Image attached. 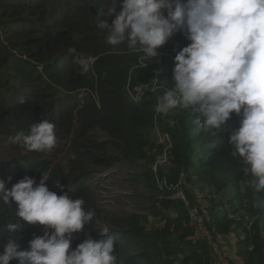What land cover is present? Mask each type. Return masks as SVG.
<instances>
[{
	"label": "trees",
	"instance_id": "16d2710c",
	"mask_svg": "<svg viewBox=\"0 0 264 264\" xmlns=\"http://www.w3.org/2000/svg\"><path fill=\"white\" fill-rule=\"evenodd\" d=\"M115 6L118 14L117 0H0V179L11 188L26 176L39 182L41 174H47L49 190L83 199L85 209L99 217L90 186L92 172L142 162V171L126 182L151 191L153 224L147 227V216L106 214L104 225L92 220L73 235L72 249L88 237L98 239L106 227L116 237L118 264H213L204 241L190 242L194 229L188 209L173 198L183 175V193L190 206L195 199L187 185L220 196L209 200L207 229L233 236L242 264H264V207H253L255 200H264V193L255 191L251 177L242 171L243 161L227 144L239 127V117L233 114L223 132L194 124L190 109L178 108L155 118L157 97L172 87L174 57L189 41L178 32L155 58H144L126 45L114 49L97 21L107 19L101 13ZM114 19L115 15L108 22ZM71 49L88 59L87 72L73 63ZM82 92L86 95L79 99ZM42 119L55 125L53 149L27 152L10 142V136L28 132ZM156 126L169 136L171 149L168 163H158L153 172L151 167L164 150L152 139ZM95 130L106 138H93ZM65 148L62 162L54 163ZM57 179L62 191L54 186ZM226 190L234 194L227 203ZM222 205L240 213L238 218L221 214ZM15 212L14 204L0 202V252L10 239L25 250L34 236L44 233V226L23 224L10 233L6 225L18 222Z\"/></svg>",
	"mask_w": 264,
	"mask_h": 264
},
{
	"label": "clouds",
	"instance_id": "9594fccd",
	"mask_svg": "<svg viewBox=\"0 0 264 264\" xmlns=\"http://www.w3.org/2000/svg\"><path fill=\"white\" fill-rule=\"evenodd\" d=\"M117 5L118 14L111 7L100 15L108 18L97 21L114 49L126 45L144 58H155L174 34L189 41L174 57L172 87L157 97L155 111L190 109L193 123L206 131L223 132L233 114L239 117L227 144L243 161L242 171L255 191L264 193V0H117ZM70 51L73 63L87 72L88 59ZM54 128L42 119L9 140L23 151H50L57 144ZM49 179L47 174L39 182L26 176L11 188L0 179V202L14 204L18 218L7 223V230L17 232L21 224L44 226L43 235L34 236L25 250L10 239L0 252V264H118L116 237L106 227L98 239L88 237L72 249L73 235L96 213L86 210L81 198L49 190ZM54 186L63 190L59 179ZM99 207L97 202L101 212ZM253 207H264V200H255Z\"/></svg>",
	"mask_w": 264,
	"mask_h": 264
},
{
	"label": "rangeland",
	"instance_id": "374dc122",
	"mask_svg": "<svg viewBox=\"0 0 264 264\" xmlns=\"http://www.w3.org/2000/svg\"><path fill=\"white\" fill-rule=\"evenodd\" d=\"M147 86L150 88L152 87V85H147ZM153 86H156V85L153 84ZM153 89L157 90V89H155V87H153ZM83 96H85V94L80 93L78 97L80 99ZM158 114H160V113H157V115ZM91 134H92L93 138H95V139L106 138L105 134H103L97 130L91 132ZM161 138L163 139V144L159 143V140ZM152 139L155 140L157 145H160V146L163 145V147L166 146L167 142L164 141L162 134H159V136H157V138L153 136ZM168 140H170L169 136H168ZM65 152H66V148L64 149L63 152H61L60 154L57 155L54 163L62 162V157L64 156ZM143 168H144V163L139 162V161H135V162H123V163L115 164L113 167H111L108 170L107 169L106 170L105 169L104 170L95 169V171L92 172V174L90 176V180H91L90 186H91L92 192L94 193V196L96 199V202H95L96 205L98 202L97 185L102 179L108 180L107 181L108 185L115 192V195L112 199V206H114V208L111 211H108L106 213L99 211L100 216L94 217L93 218L94 222H96L100 225H104L103 217L106 216V214L112 213V214H118V215L133 214V215H138V216H147V217H149V222L147 223V227H150L153 224V220L151 223V220H150L151 218L149 216V207H150L149 198L152 195L151 191L142 185H134L133 186V185H130L129 183L126 182L128 179H130V177H132V176L136 175L137 173H139L140 171H142ZM151 169H152V167H151ZM106 171H109L108 175H105ZM183 189H184L183 186L177 187L175 189L176 195L174 197H178V193H181ZM186 189L189 190L190 193H192V195H194V196H195V193H199L200 195L210 196L206 200V202L209 206V210H210L209 200L213 198V194H210V192H209L210 190L202 189L200 186L196 187L194 185H189L188 188L186 187ZM240 190H241V193H243V186H240ZM224 195L226 196L225 197V203H227V201L229 199H232L234 194L233 195L231 194V190L230 191L226 190L224 192ZM217 198H220V196H217ZM196 204H197V202H196ZM229 210H230V207H229ZM191 214L193 216H191ZM221 214H225V212H221ZM239 214L240 213H238V215ZM238 215H236V216H238ZM190 216H191V221L195 220L197 218V214L194 211H190ZM121 249H122V247H121ZM208 252L211 256H213V253H211L210 251H208ZM213 264H220V262L217 261L216 257H214V256H213Z\"/></svg>",
	"mask_w": 264,
	"mask_h": 264
},
{
	"label": "built area",
	"instance_id": "2783aa9c",
	"mask_svg": "<svg viewBox=\"0 0 264 264\" xmlns=\"http://www.w3.org/2000/svg\"><path fill=\"white\" fill-rule=\"evenodd\" d=\"M136 90L139 91L140 89H136ZM159 134H162L164 141L167 143H166V146L164 147L163 153L159 161H157L156 163L152 165L153 172H156V166L158 163L160 164L168 163V151L171 149V142L170 140H168V135L166 133H162L156 130L154 137L157 138ZM159 143L163 144L162 138L159 140ZM108 174H109V171H106L105 175H108ZM107 181L108 180L103 179L97 185L98 207L100 205L99 208L103 212L111 211L114 208V206H112V199L115 195V192L108 185ZM183 184H185V181L183 180V175H181L177 187L179 186L185 187ZM188 186L189 185H187L186 187L188 188ZM182 192L178 193V197H173V198L180 199L184 203L186 208L188 209L189 223H190V226L194 229V235L190 238V242L194 245L199 241H204L208 245L210 252L213 253V256L216 257V260L219 261L220 264H242L241 259L237 255V240L233 236H225L220 233H214V232L211 233L207 229V226L205 224V221H206L205 218L209 213V206L206 200L210 196H205V195H200L199 193H195V196L194 195L193 196L195 199V204L196 202L197 204L194 206H190L186 197L184 196V193ZM214 198H217V195L213 194V199ZM159 199H162V198H159ZM220 210L221 212H225V214L230 219L238 218V216L231 213L229 208L225 205H222L220 207ZM190 211H194L197 214V218L195 220L191 221V216L193 215L191 214L190 216ZM246 220L244 222H246ZM253 222H254L253 220L248 222L245 228L247 230L250 229Z\"/></svg>",
	"mask_w": 264,
	"mask_h": 264
},
{
	"label": "crops",
	"instance_id": "0c3cea01",
	"mask_svg": "<svg viewBox=\"0 0 264 264\" xmlns=\"http://www.w3.org/2000/svg\"><path fill=\"white\" fill-rule=\"evenodd\" d=\"M159 115H164V116H165L166 114H161V113H160V114L157 115V113H156V114H155V118L158 117ZM156 130L160 131L158 126H156V127L154 128L153 132L155 133ZM160 132H161V131H160ZM154 135H155V134H154Z\"/></svg>",
	"mask_w": 264,
	"mask_h": 264
}]
</instances>
